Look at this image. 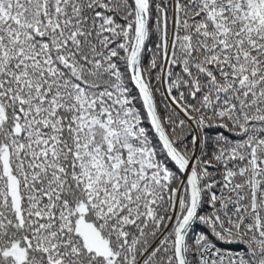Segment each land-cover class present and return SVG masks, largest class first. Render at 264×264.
Returning a JSON list of instances; mask_svg holds the SVG:
<instances>
[{"label": "snow or ice", "instance_id": "6c2138e0", "mask_svg": "<svg viewBox=\"0 0 264 264\" xmlns=\"http://www.w3.org/2000/svg\"><path fill=\"white\" fill-rule=\"evenodd\" d=\"M0 264H264V0H0Z\"/></svg>", "mask_w": 264, "mask_h": 264}]
</instances>
